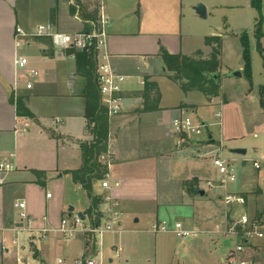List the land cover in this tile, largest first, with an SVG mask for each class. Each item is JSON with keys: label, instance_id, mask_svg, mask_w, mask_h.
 Returning a JSON list of instances; mask_svg holds the SVG:
<instances>
[{"label": "crops", "instance_id": "crops-1", "mask_svg": "<svg viewBox=\"0 0 264 264\" xmlns=\"http://www.w3.org/2000/svg\"><path fill=\"white\" fill-rule=\"evenodd\" d=\"M18 3L19 0H0V155L17 154V170L0 185V264H19V257L28 264H48L47 261L49 264H75L82 257L97 260L100 254H105L106 248L115 254L116 249H122L119 264H152L163 249L159 235L151 232L155 222H182L193 230L215 231L226 221L245 214L259 226L264 223V207L258 202L264 196L263 188L257 185L252 191H244L242 183L235 185L234 190L222 188L212 161L213 152L220 150L215 148L220 146V154L225 158L234 159L244 167L253 162L255 171L262 170L263 159L238 160L224 155L226 150L231 153L233 148L243 147V144L240 146L236 141L237 133L232 130L227 116L231 102L223 91L224 83L239 78L229 77L223 71V48L219 68L221 95L211 101L203 96L207 106L221 107L215 109L222 114V125L227 121V127L219 140L212 134L214 143H208L210 123L204 114L209 108H202L205 103L195 100L194 95L199 92L185 94L168 78L171 73L162 58L164 52L193 57L201 50L203 58L210 55L211 49L203 46L206 35L201 36V49V45H193L192 34L185 33V11L188 9L192 20L193 15H197L194 8L185 0H104L109 18L111 63L115 71L127 79L122 113L109 121V146L113 154L109 169L111 189L103 188L102 181L95 183L93 189L95 195L103 198L101 211L106 208L105 198L112 199L119 226L124 231L99 236L100 243L98 236L89 233H78L70 238L56 232L44 233V229L59 228L65 217L72 220L78 212L85 216L87 227L93 224L85 213L91 201L71 174L83 165L80 144L92 143L93 135L85 115L86 80L77 73L75 56L56 50L48 38L31 40L22 47L25 48L23 53L22 48L17 47L22 39L17 37L16 30L20 27L29 31L37 25L21 20ZM97 5L98 0H51L46 23L67 34L87 32L90 16L93 12L96 14ZM207 10L209 15V7ZM217 35L224 38L222 34ZM19 56L28 58V69L39 72L32 89L26 88L28 78L25 74H18L16 60ZM237 70L243 77L244 69L240 66ZM147 76L159 85L162 94L159 108H145V100L140 95ZM164 81L173 83L175 88L163 84ZM164 86L175 94L174 100H168ZM253 92V87L248 90V94ZM18 96L24 97V104L35 119L25 117V120L17 115ZM218 99L221 101L216 102ZM258 102L260 105L259 90ZM182 103L196 108H179ZM150 104L154 105L152 101ZM260 109L264 113V109ZM183 116L200 121L208 133L179 148L172 124ZM25 121L30 125L29 131L19 137L16 130ZM254 127L256 132L264 131L263 114ZM255 162L261 169L254 167ZM34 171L46 173L44 185L38 183ZM192 180L198 181L195 193L183 187V182ZM207 182H212L214 188ZM200 189L205 191L204 196L198 194ZM230 191L242 196L245 204L226 208L223 197ZM252 201L256 202L253 216L249 213ZM20 202L26 204L25 209L16 206ZM70 207L75 209L71 217ZM23 211L28 218L24 223L19 218ZM108 218L102 214L99 222ZM23 225L32 230L23 232L20 230ZM218 236L221 235L205 236V239L218 242ZM192 239L188 242L191 251L199 244L205 245V241ZM223 239L227 251L220 260L224 264V257L234 248L227 243L235 244V240L229 236ZM257 240L264 239H256L247 246V257L252 264H264L260 260L264 258V246L256 243ZM97 262L104 264L102 260ZM114 263L110 259V264Z\"/></svg>", "mask_w": 264, "mask_h": 264}, {"label": "rangeland", "instance_id": "rangeland-1", "mask_svg": "<svg viewBox=\"0 0 264 264\" xmlns=\"http://www.w3.org/2000/svg\"><path fill=\"white\" fill-rule=\"evenodd\" d=\"M185 2L193 8L197 6L198 3H203L207 8L209 7L207 19H201L198 15H193L194 11L192 9L190 13L194 16V19L190 20L189 11L186 9V17L184 20L185 33L188 35L192 34V43L194 46L198 47H200V45L202 46V35L217 36V34H222L224 37L222 65L223 71H225L229 77H233L231 76L232 73L238 71L237 69L240 66L244 69L242 58L243 49L240 43V36L242 34H247L250 37L252 84L254 92L248 94L251 85L245 76L239 79L233 78L225 82L223 89L231 102L230 106L227 107V116L230 118V126H232V130L237 133L236 137L238 138L236 141L240 142V146L243 144V147L233 149H245L248 150V154L246 156H241L231 154L226 150L224 155L230 158L236 157L238 160L254 161V158L263 159L262 170L259 172L255 171L253 169V162L248 163L245 167L240 162H235L238 180L233 184H229L227 188L228 190H234L235 185L237 186L239 183H242L244 191H252L256 189L257 185H260L264 190V131L256 132L258 130H254L256 128L254 124L261 119L262 114L264 115L258 102V90L264 87V51L258 49V44L254 37L259 14L251 7V0H185ZM18 4L19 15H22L21 20H23L25 24L38 25L39 23L47 22L48 7L51 4V0H19ZM262 16L264 33V0L262 3ZM184 40L187 41V39ZM260 45L264 48V37ZM203 46L201 49H203ZM21 50L23 52L25 48ZM164 83H168L171 87L174 86L173 83L169 81H164L163 84ZM164 89L166 95L169 96L168 100H174L175 94L169 92L168 88L165 86ZM194 96L197 102L205 103L202 108H209L208 111H205V114L203 113L210 123L209 130L207 128L206 130L211 132V134L219 140L221 133L223 134L224 129L227 127V121H225L224 118V125H222L221 118H216L214 115V113H218L215 108L221 107L216 105L207 106L206 103L208 102L201 93ZM220 101L221 99L216 100V102ZM219 123H221L222 126ZM232 145L233 144H230L229 146ZM215 149H221V147L218 146ZM258 202L259 206L263 208L264 196L260 197ZM255 211L256 202L252 201L249 209L250 215L253 216ZM259 228L264 231V223L260 224ZM156 234L159 235V238H161L163 242V249L158 254L156 262L152 261V264H223L220 259L224 252L227 251L226 246H223L225 240L223 236H218V242L209 240L207 242L205 236L202 235L196 240L205 241L203 243L205 245L201 244L202 246H199V244L195 247V251H191L188 242L194 240L192 238L180 240L173 233ZM98 239L100 243L99 236ZM258 242L259 244L261 242V246H264V240H257L256 243ZM232 243V241L228 242V247H234V243ZM186 253H188V256H185ZM110 259L114 260V264H119L121 262L115 252L107 248L105 254H100L97 257V260H102L104 264H110ZM263 259L264 258L261 257L260 260L264 261ZM47 263L49 264L48 261Z\"/></svg>", "mask_w": 264, "mask_h": 264}, {"label": "built area", "instance_id": "built-area-1", "mask_svg": "<svg viewBox=\"0 0 264 264\" xmlns=\"http://www.w3.org/2000/svg\"><path fill=\"white\" fill-rule=\"evenodd\" d=\"M108 24L109 18L105 13L104 0H98L96 9L95 20L89 21L90 30L87 32H81L77 34H67L58 31L51 23L39 24L32 30L26 31L22 28H17V37L21 38V41L17 42V47L22 48L27 45L33 39L48 38L51 40L53 47L58 51L75 50L80 52H94L97 58L96 75L100 88V94L102 98V105L107 109L109 118L118 116L122 113L124 104V84L126 82V76L119 74L115 71L111 63V55L108 51ZM16 66L18 74H25L28 78L26 85L27 89L33 88V83L39 76V72L34 69H28L29 60L25 56H19L16 60ZM216 118H221L220 112L215 114ZM26 120V118L24 117ZM57 122H60L58 120ZM221 125V123H219ZM173 129L177 135V145L182 147L186 142H189L193 138L207 136L206 126L200 121H196L190 116H183L176 118L173 121ZM30 125L25 121L16 130V134L19 137L25 136L29 131ZM221 149L214 151L212 155L213 165L215 166L218 175L219 183L222 188H227L229 184H233L238 180V172L235 166V160L225 158L220 154ZM113 154L108 147L106 153L100 157V161L107 167L108 173L105 179L102 181V187L105 189H111L109 169L112 165ZM256 169H261V165L258 162L254 163ZM17 170V154L11 153L8 155H0V185H4L7 182V178L10 174ZM210 188H214L212 182H207ZM116 186H119L116 183ZM48 198L51 194L47 195ZM105 211H101L109 218L105 222H98L87 227L85 221L75 215L73 219L65 217L61 226L57 229H44V233L56 232L61 233L65 237L70 238L78 233H89L95 236L102 237L103 235L117 234L124 230L119 226L118 215L114 209V203L111 202L110 197H106ZM223 203L226 208L231 205H244L245 199L240 195L232 193H226L223 197ZM102 205V204H101ZM20 209H25L26 204L20 202L16 205ZM21 222L27 221V214L25 211L19 214ZM72 221V222H71ZM23 232L31 231L32 229L21 227ZM153 233H173L178 239L186 240L191 238H198L204 236H229L234 238V248L231 249L224 257V264H252L247 257V246L256 239H264V231L259 228L257 221L251 220L247 215H240L233 221H226L224 226L217 227L215 231H200L193 230L186 227L182 222H168L161 221L155 222L151 227ZM122 249H116L117 257L120 256ZM19 264H28L22 257L18 258ZM75 264H99L94 257L80 258Z\"/></svg>", "mask_w": 264, "mask_h": 264}, {"label": "trees", "instance_id": "trees-1", "mask_svg": "<svg viewBox=\"0 0 264 264\" xmlns=\"http://www.w3.org/2000/svg\"><path fill=\"white\" fill-rule=\"evenodd\" d=\"M263 0H251V7L258 14L259 19L256 24L254 37L258 44V49L264 51L261 47V40L264 37L263 33V16H262ZM96 14L90 16L92 21L95 20ZM52 22H54V12L52 13ZM44 39V38H37ZM242 45V58L244 63L243 75L252 84V59L250 37L247 34L240 36ZM204 44L211 49L208 58H203V52L197 51L193 57H188L183 54H162L166 69L171 75L168 78L178 85L180 90L185 93L199 92L204 95L209 101L218 98L221 95V84L219 68L221 67L220 57L223 48V38L220 35L207 36L204 38ZM76 58L77 73L86 80L85 100H86V118L88 120L89 129L93 135L92 143H81L83 165L79 170L71 172L75 183L80 184L83 190L87 193L91 201L89 209L85 212L90 216L93 224H97L102 217L99 212V207L103 203V198L94 194V184L103 181L108 173L107 167L102 164L100 157L107 152L109 147V121L110 118L107 109L102 105L100 88L96 75L97 58L94 52H80L69 50ZM217 75L215 78L214 76ZM145 100V108H159L162 94L159 85L151 77L144 78V89L140 93ZM260 105L264 109V87L259 89ZM23 96H18L16 99L17 115L19 117H28L35 119L25 106ZM150 101L154 105L150 106ZM179 108H196L193 105L182 103ZM38 178V183L44 185L46 173L42 171H34ZM198 186L197 180L183 182V187H188L195 193V187Z\"/></svg>", "mask_w": 264, "mask_h": 264}, {"label": "water", "instance_id": "water-1", "mask_svg": "<svg viewBox=\"0 0 264 264\" xmlns=\"http://www.w3.org/2000/svg\"><path fill=\"white\" fill-rule=\"evenodd\" d=\"M195 13L201 18V19H207L208 17V10L207 7L205 6V4L203 3H198L197 6L194 7ZM233 77H238L241 78L242 77V72L241 71H234L232 73ZM215 78L217 77V75L214 76ZM208 143H214V140L212 139V134L209 133L208 134ZM232 154H237V155H246L247 151L245 149H232L231 150ZM199 195L204 196L205 191L200 189L197 191ZM75 209L74 207H70L68 212H69V216L71 217L74 213ZM78 217H80L82 220H85V216L83 215V213L78 212L76 214Z\"/></svg>", "mask_w": 264, "mask_h": 264}]
</instances>
